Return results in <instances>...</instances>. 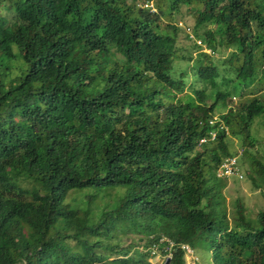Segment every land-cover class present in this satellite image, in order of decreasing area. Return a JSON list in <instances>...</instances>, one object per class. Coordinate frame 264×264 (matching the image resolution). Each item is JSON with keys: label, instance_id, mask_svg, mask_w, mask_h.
Returning a JSON list of instances; mask_svg holds the SVG:
<instances>
[{"label": "trees", "instance_id": "obj_1", "mask_svg": "<svg viewBox=\"0 0 264 264\" xmlns=\"http://www.w3.org/2000/svg\"><path fill=\"white\" fill-rule=\"evenodd\" d=\"M137 1L0 0V264H150L161 239L169 264L207 242L212 264H264V211L236 205L230 225L215 176L222 125L264 184V96L232 100L264 88V0ZM182 7L210 53L161 23Z\"/></svg>", "mask_w": 264, "mask_h": 264}, {"label": "rangeland", "instance_id": "obj_2", "mask_svg": "<svg viewBox=\"0 0 264 264\" xmlns=\"http://www.w3.org/2000/svg\"><path fill=\"white\" fill-rule=\"evenodd\" d=\"M144 2V0H141ZM140 0L137 1V4L142 3ZM155 7V6H154ZM155 10V9H153ZM5 11L0 10V15H4ZM180 21L183 24H187L190 27L194 26V16L191 15L190 10L187 7H182L180 11L173 12L170 17H161V23L164 25L167 22L175 24L176 22ZM188 31V30H186ZM182 34H180L177 37V43L182 46L186 47L190 45V40H185V34L180 31ZM228 52L223 53L224 56H221L222 58H225V55ZM196 51H193V57H195ZM189 62H178L177 68L183 69L187 66ZM258 79L261 77V74L259 73V70L257 71ZM254 87V90H251V95H244L243 87L237 86L234 91V98H235V106H238L240 102H245L251 97H263L264 92H261L260 85H256L258 87L257 89ZM251 87V88H252ZM264 89V88H262ZM256 90V91H255ZM188 92V91H187ZM240 94L241 97L239 96ZM224 113V110L222 111H215V114L218 116L219 114ZM217 116L215 119H217ZM238 130V127H237ZM251 138L254 139L255 145L250 150L253 154H256L259 157H262V154L264 153V116H259L254 119L252 122V126L249 129ZM212 140V139H211ZM228 150L234 155L238 152L240 154L242 152V149L245 147H242V141L241 138L236 135L234 136L231 134V132L228 131V134L226 135L225 139ZM203 142H200V144ZM249 151V152H250ZM263 161V159H262ZM240 170L242 172L243 178L242 180H234V179H228L223 180L226 183L225 189L222 190V197H223V206L226 211L227 218L229 220L230 225H234V214H235V206L239 205L242 206L244 209V214L247 219H250L254 221L256 219V215L264 211V184L259 181L258 178H256L253 173L250 166V162L248 160V157H244L240 160L239 163ZM115 193L112 191V194ZM78 198H80V195H77ZM70 197H74V194H72ZM70 200V199H68ZM113 202L112 198H107L104 200H100L97 202L99 206H103L105 203L112 204ZM109 206V205H108ZM115 238L118 240L117 242H120L121 246L125 247L128 245H132L135 247V250H145L143 247L146 244V236L143 234L135 233V232H121L116 231L115 232ZM164 241V240H160ZM159 241V242H160ZM116 240L114 239V241ZM158 242V243H159ZM152 249V252L154 255H152L151 259H149L150 264H163L166 257L160 254V250L158 249V244H154L150 247ZM196 251V250H195ZM184 260L186 264H212L210 259V248L209 243L207 242L206 245L199 248L196 253L193 251V254H188L187 252L184 255Z\"/></svg>", "mask_w": 264, "mask_h": 264}, {"label": "clouds", "instance_id": "obj_3", "mask_svg": "<svg viewBox=\"0 0 264 264\" xmlns=\"http://www.w3.org/2000/svg\"><path fill=\"white\" fill-rule=\"evenodd\" d=\"M154 6H155L154 3H152V2H149V3H146V2H145L144 8H145V9H149L151 13H156L157 10H156V7H154ZM153 9H155V10H153ZM183 23H184V22H183ZM183 23H181L180 21H178V22L175 23V25H176L177 27H179V28L181 29V31L184 32V34H186V36H187L188 40H190V42H193V43H195L197 46L201 47V49H202L201 52L210 53L211 51L207 49V47L202 43L201 39L197 38V37L194 35V29H193L194 26H193V27H190V26H188L187 24H183ZM186 30H188V31H186ZM257 84H258V86H259V83H258V82H257ZM257 84H256V85H257ZM260 87H261V86H260ZM257 88H258V87H257ZM262 88H263V87H261V89H262ZM251 98H252V97H251ZM232 100L235 101L234 96L232 97ZM215 118H216V116H215L212 120H210L209 124L213 125V124H215L216 122L219 121L218 117H217V119H215ZM219 128H220V129H224V130L228 133L227 128L223 127L222 125H220ZM215 136H216V133L213 132V133L211 134V137H210V140H209V141L214 140ZM211 139H212V140H211ZM200 142H203V143H204V142H206V139H201ZM242 152H243V149H242ZM242 152H241L240 154H238V152H237V153H235L234 155H232V156H230V157H226L225 159L222 160V162L220 163L219 167H218V168L216 169V171H215V176H216L217 179H220V180H228V179H231V178H232V179H234V180H240V181L242 180L243 175H242V172H241V170H240V166H239L240 160H241L242 157H243V156H242ZM226 159H235V161H236V165H235V166H236V169H237L238 175H241V178H238V175H231V176L219 175L220 168H221L222 164L224 163V161H225ZM161 240H164V241H160V242H168V245H167L166 248H165L167 254H166V255L163 254V256L166 257V259H165L164 262H163V264H165L167 258H170V257H171V256H170V251H171V247H172L173 245H172V243H171L170 241H168V240H166V239H161ZM183 246H187V247H189L188 245H182L180 248L182 249ZM189 249L192 251V254H193V251H194V250H192L190 247H189ZM182 250L184 251V255H185L186 251H185L184 249H182ZM194 252H195V251H194ZM195 253H196V252H195ZM192 254H191V255H192ZM152 255H154L153 252H152Z\"/></svg>", "mask_w": 264, "mask_h": 264}, {"label": "built area", "instance_id": "obj_4", "mask_svg": "<svg viewBox=\"0 0 264 264\" xmlns=\"http://www.w3.org/2000/svg\"><path fill=\"white\" fill-rule=\"evenodd\" d=\"M235 165V159H226L220 168L219 175H238ZM238 178H241V175H238ZM182 249H184L188 254H192V251L189 249V247L183 246Z\"/></svg>", "mask_w": 264, "mask_h": 264}, {"label": "water", "instance_id": "obj_5", "mask_svg": "<svg viewBox=\"0 0 264 264\" xmlns=\"http://www.w3.org/2000/svg\"><path fill=\"white\" fill-rule=\"evenodd\" d=\"M170 263V258H167L165 264H169Z\"/></svg>", "mask_w": 264, "mask_h": 264}]
</instances>
